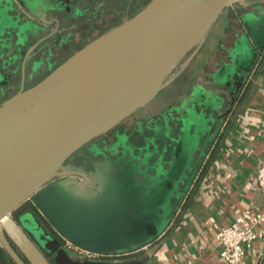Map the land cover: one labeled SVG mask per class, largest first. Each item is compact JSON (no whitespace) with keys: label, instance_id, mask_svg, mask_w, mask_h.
I'll return each mask as SVG.
<instances>
[{"label":"water","instance_id":"1","mask_svg":"<svg viewBox=\"0 0 264 264\" xmlns=\"http://www.w3.org/2000/svg\"><path fill=\"white\" fill-rule=\"evenodd\" d=\"M254 1L150 0L37 83L21 87L0 103V241L16 264H138L73 258L32 211L17 217L14 212L31 199L59 235L100 251L89 239L97 237L91 220L93 198L102 191L95 184L101 170L98 165L91 172L69 169L65 161L170 85L229 5ZM254 40L263 51L264 34ZM263 80L264 68L255 87ZM60 177L66 178L55 180ZM91 183L93 193L85 190ZM57 218L64 227H54Z\"/></svg>","mask_w":264,"mask_h":264},{"label":"flooded vegetation","instance_id":"2","mask_svg":"<svg viewBox=\"0 0 264 264\" xmlns=\"http://www.w3.org/2000/svg\"><path fill=\"white\" fill-rule=\"evenodd\" d=\"M93 1L67 0L59 9L51 11L56 13L55 16L50 12L45 21L37 20L38 24L26 31L22 29L13 34L14 30L11 29L1 36L3 43L0 41V74L7 79L0 84V103L21 87L27 88L37 83L74 52L134 15L150 0H121L120 8L109 9L108 12V8L106 11L98 9L105 6V0ZM92 6L98 11L94 9V12H90ZM23 10L21 13L26 16L23 18H31ZM263 10L264 0H255L248 6L238 3L229 5L221 15L225 20L216 28L221 17L219 18L204 45L189 64H192L205 44H211L213 63L206 68V78L202 82L222 85L225 93L221 91L220 95H217L211 91L207 92L200 81L183 101H178L180 103L161 107L159 105L162 99L155 101L153 98L114 127L81 146L68 157L65 165L69 169L91 172L105 161L102 154L116 163L118 157L125 153V162L134 157L137 163L144 162L141 171L147 178L145 189L149 190L151 187L154 189L156 185L161 191V184L165 183L164 191L169 193L167 196L171 199L176 198L187 188L190 180L201 174L212 132L218 122L237 107L250 82L258 77L264 58L248 30L246 19L249 15L259 16ZM61 11L63 14L57 16ZM240 41H247L255 51V59L250 67L249 64L243 67L239 62L234 66L235 57L232 56ZM214 96L218 97L219 102L211 109L205 102L211 103ZM192 104L197 106L196 110L199 113H204L205 121L200 128L201 132L197 133L192 125L189 131L194 137L183 139L178 137L181 136L179 124L187 107ZM75 177L83 180L81 176ZM31 205V199L24 202L14 215L17 217L25 211H32L39 225L51 232L52 226L48 218ZM35 235L38 236V232H35ZM70 255L79 259L72 253ZM105 260L113 262L114 258Z\"/></svg>","mask_w":264,"mask_h":264},{"label":"crops","instance_id":"3","mask_svg":"<svg viewBox=\"0 0 264 264\" xmlns=\"http://www.w3.org/2000/svg\"><path fill=\"white\" fill-rule=\"evenodd\" d=\"M212 49L211 44H205L195 70L212 65ZM261 54L264 58V50ZM263 68L264 62L260 71ZM257 78L250 82L249 93L237 107L218 122L205 155L204 174L190 180L181 194L169 198L162 183L161 191L152 189L149 194L146 189L145 197L143 186L139 194L144 198L131 201L126 197L124 203L119 197L122 206L114 192L119 188L120 175L125 174L124 163L109 161L100 168L95 184L102 191L93 198L91 222L96 224L97 237L89 240L100 251L84 248L61 233L60 236L107 259L126 256L122 260L138 264H226L219 259L218 231L246 207H264V190L257 187L256 179L264 158V80L255 87ZM186 81L174 89L173 98L185 97L190 90ZM204 83L201 82L207 92L220 95L225 90L222 85ZM176 102L163 99L159 106ZM130 178L126 176L125 188ZM145 198L150 202L146 207ZM258 228L264 231V224ZM263 260L264 239H260L254 241L240 264H262Z\"/></svg>","mask_w":264,"mask_h":264},{"label":"rangeland","instance_id":"4","mask_svg":"<svg viewBox=\"0 0 264 264\" xmlns=\"http://www.w3.org/2000/svg\"><path fill=\"white\" fill-rule=\"evenodd\" d=\"M67 2V0H0V41H2L1 36L6 33V31L13 29L14 31H12L13 34H16L18 30H22V31H26L28 28L33 27L34 25L38 24V21H45V18L48 16L49 17V13L52 10H56L59 9L63 4H65ZM93 2H98V0H94ZM120 2L121 0H105V6H100V8H98L99 10H105L108 8L107 12L109 11V9H117L120 8ZM118 4V5H117ZM123 4V3H122ZM125 4V2H124ZM234 4V3H233ZM23 8V9H21ZM90 12H94V9L98 11V9H96L95 6H92ZM21 10H23L25 12V14L27 16H30L31 18H25L26 16L24 14H22ZM23 12V13H24ZM51 12L50 14H52L53 16L56 15V13ZM63 14V11H61L60 13L57 14V16H61ZM23 16H25L23 18ZM38 20V21H37ZM225 20V18L221 17V19L219 20L218 26L216 28L219 27V25L221 24V22ZM246 24L248 27L249 32L251 33V35L258 39L261 38V36H263L264 34V10L262 11V14H259V16H254V15H249L246 19ZM217 30V29H216ZM215 30V32H216ZM3 43V41L1 42ZM6 42H4L5 44ZM1 47V46H0ZM41 53V51H40ZM39 54V52H38ZM255 56V51L253 50V48L251 47V45H249V43L247 41H240L239 45H237V47L235 48V53L232 56V58H234L235 60L234 62V66L237 64V62H239L241 64V66H246V64H249V67L252 64V60ZM37 58V57H36ZM190 66V65H189ZM188 66V68H190ZM248 67V66H247ZM186 68L184 70V72L181 74L182 76H186L184 74L187 73V69ZM17 74L19 73V71L16 72ZM7 77V76H6ZM217 77V76H216ZM7 78L3 77L0 74V84L3 83ZM210 79H208L209 81ZM174 85H169L167 87H165L164 89H162L154 98L155 101H158L160 99H162L161 103L164 101H181L182 98L181 97H174V93L176 91H174V88L172 87ZM174 91V92H173ZM219 100L217 96H214L212 99V102H205V104L207 105V107H210L211 109H214L215 106L218 104ZM160 103V104H161ZM180 103V102H178ZM166 107V106H164ZM161 108V107H158ZM154 109V108H153ZM197 106H195L194 104L189 105V107H187L186 113L182 116V120L179 124V129L181 131V136H178L180 138L183 139H190L191 137L193 138L194 136H191V133L189 131V128L193 125V127L195 128L194 130H197L198 132H201L200 128L202 126V124H204L205 121V115L204 113H199V111L196 110ZM210 110V109H209ZM168 129V127H167ZM196 135V134H195ZM191 138V139H192ZM152 140H150L151 142ZM163 142V141H161ZM103 157L105 158V161L102 162L100 165H106L109 164V159L108 156H104V154H102ZM124 159H126V155L125 153L122 154L120 157H118L117 162H121L124 163V170L125 174L122 173L119 177V181H120V185L117 191H115L114 193L118 196L117 199L119 197H123L124 199V203L126 200V197L129 198L131 201H135V198H144L142 197L139 193L142 190L143 186H146V181L147 178L146 176H144V172L141 171V168H144V162H138L137 163V159L134 157L132 160L128 159L129 162H125ZM143 159V158H142ZM100 167V166H99ZM139 168V169H138ZM138 173V174H137ZM139 175V176H138ZM126 176H131L132 178L129 179V184H128V188H125L124 185V181ZM138 177H140V180L143 184L136 186L133 183H137ZM135 179L134 182H132V180ZM144 179V181H143ZM157 182V181H155ZM93 183V181H92ZM89 185L87 188H85V190H92L90 191L91 193L94 192V188L93 185ZM154 189H157V186L154 185ZM56 187H61V185H57ZM152 188L151 187L148 190V193L151 194L152 192ZM132 193V196H130L129 191ZM72 190H69L68 192H70ZM84 190L82 189L81 192H83ZM145 197L146 195V189L144 188L143 191ZM77 196V195H74ZM110 198H108L109 200ZM118 202L120 201V204L123 203L122 200L118 199ZM141 201V200H140ZM143 202V201H141ZM124 203L122 204V206H124ZM147 203H150L148 198H145L144 200V206H147ZM25 224L26 226L32 228L34 226V224L31 222L30 219H26L25 220ZM54 226V225H53ZM61 226H65L60 219H56L55 222V228L59 227L61 228ZM120 261H125V260H121ZM127 262V261H125Z\"/></svg>","mask_w":264,"mask_h":264},{"label":"built area","instance_id":"5","mask_svg":"<svg viewBox=\"0 0 264 264\" xmlns=\"http://www.w3.org/2000/svg\"><path fill=\"white\" fill-rule=\"evenodd\" d=\"M256 179L257 187L264 190V158L258 168ZM261 224H264V207L258 210L253 207L243 209L216 235L221 245L219 259L226 264H240L254 241L264 239V231L258 228ZM62 240V246L80 260H105L108 258L97 252L83 249L64 238ZM0 247H2L1 241Z\"/></svg>","mask_w":264,"mask_h":264},{"label":"trees","instance_id":"6","mask_svg":"<svg viewBox=\"0 0 264 264\" xmlns=\"http://www.w3.org/2000/svg\"><path fill=\"white\" fill-rule=\"evenodd\" d=\"M199 56V55H198ZM198 56L195 58V60L192 62V64L189 66L190 68H188L186 71L187 73L184 74L186 76H179V78L177 80H175L171 85H174L172 86L173 88L176 89V87L178 85H180V83L182 84L185 80H187L186 82H189L188 86L190 85V90L186 92V95L185 97H187L191 91L193 90L194 86L197 85L198 82H202L203 80H205V76H206V68L207 67H202V66H198L197 70L194 69V67H196L197 63H198ZM191 80V81H190ZM249 89H250V86L247 88L245 95H247L249 93ZM183 97L181 101H183V99L185 98ZM180 101V102H181ZM205 165H203L202 167V172H201V175L204 174L205 172ZM32 207V205H31ZM56 236H58V238L62 241L63 243V240L61 238V236L54 230L50 229ZM126 256H122L121 258H124ZM0 264H16L12 259L11 257L7 254V252L5 251V249L3 247H0Z\"/></svg>","mask_w":264,"mask_h":264}]
</instances>
